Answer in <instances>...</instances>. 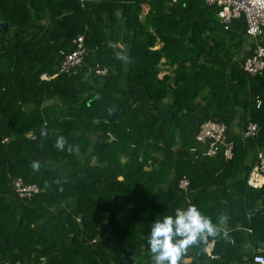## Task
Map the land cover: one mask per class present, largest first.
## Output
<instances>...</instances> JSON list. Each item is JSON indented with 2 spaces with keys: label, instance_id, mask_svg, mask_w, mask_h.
Here are the masks:
<instances>
[{
  "label": "trees",
  "instance_id": "trees-1",
  "mask_svg": "<svg viewBox=\"0 0 264 264\" xmlns=\"http://www.w3.org/2000/svg\"><path fill=\"white\" fill-rule=\"evenodd\" d=\"M171 2L0 0V264H152V223L188 206L217 229V258L201 239L178 264H245L248 239L264 249V185L246 184L264 154V72L249 78L251 51L235 62L213 38L221 30L242 49L243 18L225 31L218 8ZM81 36L84 66L41 82ZM162 62L172 77H159ZM206 122L227 127L230 160L196 141ZM247 123L255 138L243 137ZM18 180L39 193L20 199Z\"/></svg>",
  "mask_w": 264,
  "mask_h": 264
},
{
  "label": "built area",
  "instance_id": "built-area-1",
  "mask_svg": "<svg viewBox=\"0 0 264 264\" xmlns=\"http://www.w3.org/2000/svg\"><path fill=\"white\" fill-rule=\"evenodd\" d=\"M208 7H216L219 9L217 20L223 26L225 31L229 30L233 22L243 18L245 23V37L249 41L248 51L251 56L247 57L241 66L242 71L249 77L254 78L264 72V0H202ZM176 3L172 0L170 5ZM83 37H78L75 42L74 51L63 56L57 66L55 74L44 73L40 76L41 82H49L60 75H69L73 70L84 66L85 58L89 51L83 45ZM93 72L97 76L107 74L106 69L94 67ZM260 102H257V107ZM258 133L256 124L247 123L244 131V138H255ZM198 143H209L207 156H214L219 146L224 147L223 155L225 160L232 158V144L227 142V127L216 122L204 123L196 136ZM255 163L252 165L246 179L249 188L257 190L264 185V154L260 151L256 153ZM189 182L182 179L178 183V189L187 193ZM13 190L20 199H31L39 193V189L35 185H24L21 180L13 183ZM250 233V231H249ZM202 241L204 247L202 252L210 260H215L214 248L216 240L210 235H206ZM95 242V241H93ZM259 250L254 251L252 264H264V258L255 256L260 254ZM2 264H9L3 262Z\"/></svg>",
  "mask_w": 264,
  "mask_h": 264
},
{
  "label": "clouds",
  "instance_id": "clouds-1",
  "mask_svg": "<svg viewBox=\"0 0 264 264\" xmlns=\"http://www.w3.org/2000/svg\"><path fill=\"white\" fill-rule=\"evenodd\" d=\"M44 131L41 135H45ZM56 147L63 149L59 138ZM38 168V164L33 165ZM217 229L195 206L176 209L173 215L155 220L147 238L152 264H178L182 254L206 235H216Z\"/></svg>",
  "mask_w": 264,
  "mask_h": 264
},
{
  "label": "rangeland",
  "instance_id": "rangeland-1",
  "mask_svg": "<svg viewBox=\"0 0 264 264\" xmlns=\"http://www.w3.org/2000/svg\"><path fill=\"white\" fill-rule=\"evenodd\" d=\"M213 38H216V41H223L228 50L230 51V53L233 54L234 58H233V61L237 62V61H240L242 59V51L245 52L246 50H244V46L242 49L238 50L236 47H235V44L237 43V41L235 42H232L230 40H228L227 38H225L224 36V33H222L221 30H216V32L214 31L213 32ZM248 39H245V47L247 46L248 47V42H247ZM174 69V68H173ZM167 64H164V62H162V65L160 66L159 70H160V74H159V77L161 78L163 75L165 74H169L171 75L172 77V70ZM172 83V82H171ZM171 102V99L170 97H168V99L164 100L162 102V105L165 106V105H169ZM241 115V114H240ZM242 122V120H241ZM239 131V128L236 127L235 131L234 132H237ZM31 133H28L27 136H30ZM158 158H161L159 155H156ZM123 162H125V160H123ZM91 164H95V159H91ZM146 170H149L148 167H146ZM143 251V249L141 248V252ZM143 253V252H142Z\"/></svg>",
  "mask_w": 264,
  "mask_h": 264
},
{
  "label": "crops",
  "instance_id": "crops-1",
  "mask_svg": "<svg viewBox=\"0 0 264 264\" xmlns=\"http://www.w3.org/2000/svg\"><path fill=\"white\" fill-rule=\"evenodd\" d=\"M245 39H247V38L245 37ZM247 42H248V46H249V41L247 40ZM160 46H161V45H157V46L155 47V49H159ZM244 48H245L246 50H248V47H247V46L245 47V45H244ZM245 49H244V50H245ZM242 59H243V58H242ZM245 59H246V58H245ZM245 59H244V60H245ZM244 60H243V61H244ZM237 126H238V125H237V122L234 123V125L231 127L230 131H231L232 133H235V134H238V133L240 134L239 131L234 132ZM220 229H221L222 231H224V232H227V231L229 230L225 223L220 224ZM256 250H259L261 253L264 252V249H263L262 247L257 246V248H255V247L249 242V239L246 240V242H245V243L243 244V246H242V251L244 252V255H245V257H244L245 264H251L252 257H253V253H254V251H256ZM190 262H191V259H190V258H187V259H185V260L183 261V263H186V264H187V263H190Z\"/></svg>",
  "mask_w": 264,
  "mask_h": 264
},
{
  "label": "water",
  "instance_id": "water-1",
  "mask_svg": "<svg viewBox=\"0 0 264 264\" xmlns=\"http://www.w3.org/2000/svg\"><path fill=\"white\" fill-rule=\"evenodd\" d=\"M4 28H7V25L5 24L4 26H3ZM201 54V53H200ZM98 98V96H96L94 99H97ZM114 112H116V111H114Z\"/></svg>",
  "mask_w": 264,
  "mask_h": 264
}]
</instances>
